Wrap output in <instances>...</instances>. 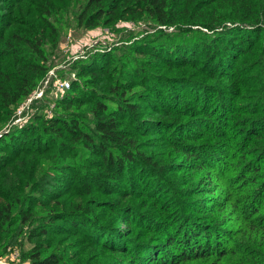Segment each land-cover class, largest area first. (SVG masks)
Wrapping results in <instances>:
<instances>
[{
    "label": "trees",
    "instance_id": "trees-1",
    "mask_svg": "<svg viewBox=\"0 0 264 264\" xmlns=\"http://www.w3.org/2000/svg\"><path fill=\"white\" fill-rule=\"evenodd\" d=\"M1 1L0 129L34 92L47 71L48 50L55 51L72 18L85 28L146 18L176 31L130 44L121 64H112L114 56L107 54L81 69L79 75L101 84L108 97L73 85L82 96L69 90L57 104L75 106V112L37 116L40 123L0 136V255L18 247L22 262L83 264L76 249L84 239L129 257L99 264H226L240 253L235 228L203 219L231 207L233 180L224 174L237 163L240 191L252 199L238 210V229L250 231L243 236L249 241L261 238L259 249L242 243V252L248 264H264L256 258H264V0ZM137 85L143 90L133 92ZM246 93L257 95L251 108L239 104ZM87 103L91 116L83 119L78 111ZM152 132L185 158L168 170L188 165L210 185L224 179L216 189L228 195L215 196L213 210L204 206L207 199L204 210L193 206L191 214L170 202L173 211L167 214V207L166 218L147 227L135 209L110 198L145 194L164 203L160 195L171 187L166 167L157 168L140 150V138ZM205 138L212 142L200 143ZM104 211L119 213L113 227ZM137 224L157 235L134 242L129 237Z\"/></svg>",
    "mask_w": 264,
    "mask_h": 264
},
{
    "label": "rangeland",
    "instance_id": "rangeland-1",
    "mask_svg": "<svg viewBox=\"0 0 264 264\" xmlns=\"http://www.w3.org/2000/svg\"><path fill=\"white\" fill-rule=\"evenodd\" d=\"M2 1L6 4H9L8 0ZM24 18L25 20L30 19V16L26 15L24 16ZM69 23V25H65L62 27L63 29L60 42L55 51L50 52L48 50V57L46 62L47 71L36 88H34V92H36V94L40 91H42L43 94L41 96L35 95L32 101H28L27 98H29V96L33 94V92H31L28 96L21 99L17 106L13 109V113L11 114L8 121L0 129V132H8L14 129H21L26 127L31 122L38 124V122L40 123L41 120H37V116H43L49 119L52 118L56 113L66 115L70 111L75 112V106H72L70 110H64V107L59 106V104L57 103L60 102L59 100H63L67 96L69 90H72L74 93L82 96V94H80L78 90H74V86L76 84L81 88L85 87L96 90L97 96H100V94H104V96L108 97L109 93L101 87V84H93L91 82H87L85 81L88 80L86 76L79 75L81 69L87 68V64L97 59L99 56L107 54L114 56V59H112L113 61H111L112 64H121L124 62L122 57V50H125L126 47H128L130 44H134L137 42H147L149 40H153L159 34L169 35L172 32L176 31L174 26L161 25L154 22L153 20H149L146 18H119L117 21L111 24L99 23L89 28L77 26V23L73 18L69 21ZM62 24H59V26H62ZM67 79L72 81V88L64 92L57 89V82L59 80ZM77 86H75V89L77 88ZM221 88H224L223 85H221ZM141 90H143L142 87L138 85L133 88V92ZM246 94L247 96L243 95V97H240L239 104L242 107L246 106L248 108H251L253 106L251 105V102L255 103L254 98L257 95L256 93ZM261 105H264V102ZM22 108H24L23 114L26 116V119L22 121V123H13L15 118L17 117V111ZM89 108L90 105L89 103H87L78 111L83 116V119L90 118L91 115L89 112ZM242 120L243 115H241L240 117V121ZM87 124L89 126V131H92L94 133V126L92 125V123ZM140 140L142 142L140 150L145 152L146 155H149L153 158L155 166L157 168L166 167V172L164 174L171 187L167 189L165 188L164 190L166 191L161 193L160 195V200L164 201V203H162L161 205H158V203L155 204L153 201L149 200L145 196V194H143L141 197H128L124 200L120 199V197L118 196H110V198L114 199L115 201L120 200L122 208L127 207L126 210H129V208L135 209L137 214H139L137 219L143 222L142 225L147 226L146 223H148L150 220H161V218L165 219L166 215H164V210L167 209L168 204H171L170 202H172V204L178 202L183 207L187 206V211L191 214V208H193V206H197L198 210L200 211L204 210V206L209 209V204H211V201L215 196L223 197L224 194H227L225 188H220L218 190L216 189L217 187H221L223 185L224 179L219 180L218 178H214L212 184L210 185L209 183H206V179L202 177L203 173L192 169L188 165H185L182 170H168V168H176L175 165L178 163H182L185 158L182 154H180V152L169 146V143L164 136L152 132L149 135L142 136ZM218 140L224 142L225 144H228L226 143V141H224V139H214L213 142H217ZM201 142L206 143L212 141L205 138L200 141V143ZM81 150L86 149L81 148ZM84 152L85 154L87 153L86 151ZM237 160L239 159L237 158ZM236 166L237 163H235L231 167L230 171L224 174L226 175V178H231L233 180L232 193L234 195L231 207L224 211L216 210L212 213L208 212L204 215L205 218L203 220L209 222L215 221L217 224L225 226L226 228L234 227L236 235L233 238L235 240H238V242L241 241L238 246L240 253L238 255L229 257L226 260V264H248V261L246 260L247 258H245L243 255L245 254L244 252L247 251L242 252L243 248L241 244L243 243L246 246L255 245L259 249V240H261V238L259 240L253 239L249 241L243 236L244 233H248L250 231L246 232L245 229H243V231L241 229H238V210H240V207L242 205L250 203L252 199H249L250 197L247 193H242L240 191L243 187L237 180ZM129 175H131L130 171L127 170L125 175L123 176L124 181L127 180ZM137 181L141 180L138 179ZM144 184L145 181L141 182V185H139L140 188ZM138 190H140L141 193V189ZM205 190H209L211 191V193H208L207 195L197 193L198 191L204 192ZM98 198L104 197L98 195ZM204 199H207L205 204L204 202H202V200ZM202 204H204L203 207ZM172 211L173 209L168 207L167 214ZM97 212L101 211L99 210ZM195 213L198 214V212L196 211ZM118 216L119 213L112 214L108 211H104L103 219H106V224L113 227L116 224ZM212 218H215V220H213ZM142 225L137 224L130 231L131 235L129 238L134 242L139 241L144 243V240L154 239L155 235H157V232L147 230V228ZM121 227H125V223H122ZM72 240H75V238H73ZM82 240V242L78 243L76 252L78 253V258L83 261V264H99L112 262V260H116L117 262L129 260V257L124 253H111L103 251V248H101V246L86 242L84 241V239ZM111 243L114 242L112 241ZM130 247L132 248L133 245ZM261 249L264 251V248ZM9 250L10 252H6L5 254L0 255V259L2 260L1 264H30L29 262L27 263L20 261V249H18V247ZM256 258L257 260L264 259L260 258L259 255H257ZM197 264L213 263L201 261Z\"/></svg>",
    "mask_w": 264,
    "mask_h": 264
},
{
    "label": "built area",
    "instance_id": "built-area-1",
    "mask_svg": "<svg viewBox=\"0 0 264 264\" xmlns=\"http://www.w3.org/2000/svg\"><path fill=\"white\" fill-rule=\"evenodd\" d=\"M71 87H72V81H70L68 79L67 80H59L57 82V89H59L63 92L69 90ZM42 94H43L42 91L38 92L37 94H36V92H33V94L31 96H29V98H27V99H28V101H32V99L35 97V95L41 96ZM23 110H24V108L17 111V117L15 118L13 123H15V124L19 123V122L22 123V121H24L26 119V116L23 114ZM6 132L7 131H5V132L1 131L0 136ZM1 263H2V260L0 259V264Z\"/></svg>",
    "mask_w": 264,
    "mask_h": 264
}]
</instances>
